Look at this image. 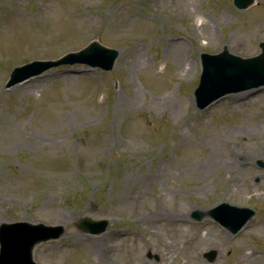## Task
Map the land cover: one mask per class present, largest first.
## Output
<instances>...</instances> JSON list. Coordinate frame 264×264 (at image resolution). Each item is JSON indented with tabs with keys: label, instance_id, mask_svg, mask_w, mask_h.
I'll list each match as a JSON object with an SVG mask.
<instances>
[{
	"label": "rangeland",
	"instance_id": "obj_1",
	"mask_svg": "<svg viewBox=\"0 0 264 264\" xmlns=\"http://www.w3.org/2000/svg\"><path fill=\"white\" fill-rule=\"evenodd\" d=\"M92 41L118 51L110 71L66 64L5 88ZM262 41L264 0H0V224L64 228L37 264H264V86L204 109L193 96L202 53ZM220 203L255 213L231 234L209 216ZM84 216L106 231L81 232Z\"/></svg>",
	"mask_w": 264,
	"mask_h": 264
},
{
	"label": "water",
	"instance_id": "obj_2",
	"mask_svg": "<svg viewBox=\"0 0 264 264\" xmlns=\"http://www.w3.org/2000/svg\"><path fill=\"white\" fill-rule=\"evenodd\" d=\"M253 0H233L235 6L246 8ZM261 53L257 56L242 59L231 55L225 49L217 55L203 54L202 72L199 83L194 91L196 105L202 109L214 100L228 93H235L264 85V42L259 44ZM118 52L106 48L97 42L90 43L85 49L69 53L56 61H34L17 67L10 75L7 87L21 82L30 76L37 75L49 67L60 64L84 63L110 70ZM261 165V164H260ZM262 166V165H261ZM254 211L222 204L210 211L213 219L236 233ZM192 217L200 219L201 215L194 212ZM78 228L91 234H99L106 228V221H92L88 217L79 220ZM64 232L62 226L32 225L26 222L0 225V264H34L32 251L34 247L51 239L59 238ZM208 261L215 257V251L204 254Z\"/></svg>",
	"mask_w": 264,
	"mask_h": 264
},
{
	"label": "bare ground",
	"instance_id": "obj_3",
	"mask_svg": "<svg viewBox=\"0 0 264 264\" xmlns=\"http://www.w3.org/2000/svg\"><path fill=\"white\" fill-rule=\"evenodd\" d=\"M198 27H212V25L211 24H205V23H200L197 27H194L193 28V30L194 31H197L198 30ZM249 30H251L252 31V29L250 28ZM248 30V31H249ZM176 42V43H175ZM173 44H176V46L178 45V47L180 48V47H182V45L183 44H181L180 43V40H176V41H174V43ZM226 51V50H225ZM227 53H229L228 51H226ZM230 54V53H229ZM245 55H247V53H245V54H243L242 56H245ZM225 97V96H224ZM264 155V146H262V147H260L258 150H257V156H263ZM181 220V222H183V220L182 219H180ZM111 252H109V253H107V255H106V258H104L103 259V264H113L112 263V257H111Z\"/></svg>",
	"mask_w": 264,
	"mask_h": 264
}]
</instances>
